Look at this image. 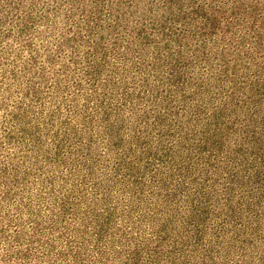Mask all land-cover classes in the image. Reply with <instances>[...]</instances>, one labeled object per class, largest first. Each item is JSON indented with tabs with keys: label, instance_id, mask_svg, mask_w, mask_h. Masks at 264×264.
<instances>
[{
	"label": "rangeland",
	"instance_id": "1",
	"mask_svg": "<svg viewBox=\"0 0 264 264\" xmlns=\"http://www.w3.org/2000/svg\"><path fill=\"white\" fill-rule=\"evenodd\" d=\"M0 264H264V0H0Z\"/></svg>",
	"mask_w": 264,
	"mask_h": 264
}]
</instances>
